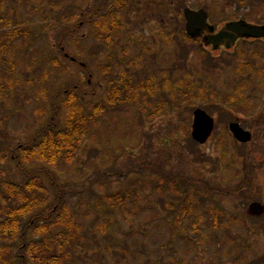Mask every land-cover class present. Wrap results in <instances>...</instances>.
<instances>
[{
    "label": "rangeland",
    "instance_id": "1",
    "mask_svg": "<svg viewBox=\"0 0 264 264\" xmlns=\"http://www.w3.org/2000/svg\"><path fill=\"white\" fill-rule=\"evenodd\" d=\"M121 1L124 10L115 14ZM156 1L0 0V34L23 33L6 50L0 41V87H8L0 101V221L20 206L10 184H25L9 154L48 123L52 99L77 86L83 104L106 111L73 160L52 172L67 193L63 209L78 225L64 264H264V217L246 216L251 202L264 204L263 122L253 102L240 112L257 86L242 64L264 68V43H248L244 58L243 47L211 50L185 37L183 10L171 7L177 0ZM211 4L213 19L224 20V1ZM116 16L115 34L99 29ZM129 82L137 99L129 93L110 105ZM198 108L216 123L202 146L191 137ZM234 122L252 131L251 144L235 141ZM175 176L188 182L172 186ZM190 181L221 190L248 181L257 194L210 196ZM46 184L39 183L48 193ZM116 194L126 195L122 203L112 201ZM34 195L36 188L21 198ZM1 248L13 249L7 240Z\"/></svg>",
    "mask_w": 264,
    "mask_h": 264
},
{
    "label": "trees",
    "instance_id": "2",
    "mask_svg": "<svg viewBox=\"0 0 264 264\" xmlns=\"http://www.w3.org/2000/svg\"><path fill=\"white\" fill-rule=\"evenodd\" d=\"M124 7V4L114 7L116 8L115 14L117 10H124ZM2 20L0 18V22ZM119 20L118 16H116V21H110L109 17L99 23V29L102 32L106 31L108 35L115 34ZM22 34V31L17 28L12 31L5 29L0 34V41L4 40L3 49L6 50L9 44L19 39ZM2 88L0 87V101L8 91V87ZM137 89V86L129 82L126 90H118L109 97V104H117L123 96H128L129 93L135 97ZM78 90L77 86L68 87L64 92L56 95L52 99V116L48 123L28 144L16 147L9 154V161L15 164L22 173L25 184L19 187L11 183V187L7 189L15 195L11 197H15L20 206L7 208L5 220L0 221V240L11 242L13 247L12 251L10 248L0 249V264H64L66 259L68 260L70 247L67 246V242L71 233H78V225L63 209L67 193L61 190L52 172L58 166L66 165L73 160L75 152L89 136L91 126L97 123L106 111V107L102 104L93 107L83 104V97H80ZM61 116L64 124L60 119ZM36 161L42 166L35 170L29 168ZM158 172L161 171L158 170ZM185 181L188 182L181 176H175L173 186ZM46 182L49 183L48 193L43 191L39 185L41 183L46 186ZM190 183L201 187L211 196L218 194L223 197L240 196L241 194L246 196L254 191L253 186L246 183L244 186H238L235 191L211 189L201 181H190ZM33 188L38 190L39 196L34 195L33 199H30L31 197L21 198L23 195H31ZM51 196H54L55 204L53 205H50ZM111 198L112 201H116L114 203H122L126 195L116 194ZM10 202L11 199H8V203ZM33 208H35L34 212L28 215ZM74 225L75 229H73ZM40 235L42 237L38 239Z\"/></svg>",
    "mask_w": 264,
    "mask_h": 264
},
{
    "label": "flooded vegetation",
    "instance_id": "3",
    "mask_svg": "<svg viewBox=\"0 0 264 264\" xmlns=\"http://www.w3.org/2000/svg\"><path fill=\"white\" fill-rule=\"evenodd\" d=\"M158 1L159 0L156 1L157 5L158 4L163 5V2L161 3V1H159L158 3ZM211 1L212 0H192V2H190L189 0H177L176 5L174 3H171L173 5L171 7L174 9H178L179 11L183 10V12L187 8L193 11L205 10L208 14V19H209L208 23L210 24V26L214 27L215 30L216 29L219 30V28H216L218 26L224 27L232 23L241 24L242 26L249 28L256 27V28L264 29V0H223L226 8L224 9L225 12L222 11L224 14V20H220V21L213 19V15L211 14V12H212V7L214 5L211 4ZM227 7L231 9L230 12L227 11ZM262 33H264V31H262ZM258 42L264 43V37L250 38L246 36L243 37L238 42L237 44L238 46H236L234 49L238 47H243L240 54L244 58L247 55L245 46L248 43H258ZM226 52L231 53V50ZM242 72L244 73L247 72L249 74L251 73V75L253 74L254 76H256L254 80L257 86H255L251 98L245 99L248 103L246 102L240 105V109H241L240 112L243 113L246 112L248 104H250L251 102L254 103V107H256L257 109L256 112L258 118L263 122V126L261 124L258 134L264 140V68L259 67L258 70L256 68H250L246 64H242ZM254 94L256 95L255 97ZM240 125L242 127V124ZM244 130L248 131L253 136L252 138L253 140L254 134L252 133V131H249L246 128ZM251 142L242 145L247 146L251 144ZM263 163H264V157L258 164V168H260L261 170L263 168L262 165ZM250 198H255V197L249 194L244 196L245 200H249ZM248 208L249 206L247 207V213H249Z\"/></svg>",
    "mask_w": 264,
    "mask_h": 264
},
{
    "label": "water",
    "instance_id": "4",
    "mask_svg": "<svg viewBox=\"0 0 264 264\" xmlns=\"http://www.w3.org/2000/svg\"><path fill=\"white\" fill-rule=\"evenodd\" d=\"M186 20V33L193 39L201 38L205 35L204 43L215 50L231 49L240 39L245 36L253 38L264 37L263 28L245 27L241 24H229L222 30L215 33L214 28L208 24V15L205 11L193 12L186 10L184 12ZM215 127L214 119L204 110L194 111V120L192 126V138L200 145L207 143ZM234 138L240 143L251 141V134L243 130L238 123H232L229 127ZM249 214L260 217L264 214V207L259 203H253L249 207Z\"/></svg>",
    "mask_w": 264,
    "mask_h": 264
}]
</instances>
